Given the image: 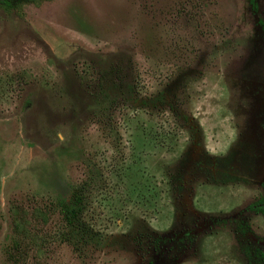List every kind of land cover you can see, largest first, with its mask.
<instances>
[{
    "label": "rangeland",
    "instance_id": "obj_1",
    "mask_svg": "<svg viewBox=\"0 0 264 264\" xmlns=\"http://www.w3.org/2000/svg\"><path fill=\"white\" fill-rule=\"evenodd\" d=\"M263 24L264 0L0 7V264H264Z\"/></svg>",
    "mask_w": 264,
    "mask_h": 264
},
{
    "label": "trees",
    "instance_id": "obj_2",
    "mask_svg": "<svg viewBox=\"0 0 264 264\" xmlns=\"http://www.w3.org/2000/svg\"><path fill=\"white\" fill-rule=\"evenodd\" d=\"M20 1H25V2H35L38 3L40 0H0V7L4 10H10L14 8L17 4V2ZM251 6H254V0H249ZM262 29L264 31V24L262 25ZM59 205L60 209V215L62 220H65L67 222H71L72 219H74L76 216L79 215V210L76 208L69 207V205L64 202ZM250 208L252 210H255L257 212H261L264 214V189L261 197L252 205H250ZM11 219H12V224H13V230L17 234H25L27 232V226L29 225V221L25 219V215L21 214L17 208L10 206L9 208ZM37 217L41 219V221L46 222V215L45 213H42L40 211H37L35 214Z\"/></svg>",
    "mask_w": 264,
    "mask_h": 264
}]
</instances>
